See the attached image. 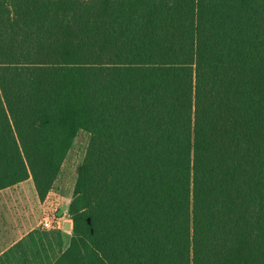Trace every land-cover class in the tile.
I'll use <instances>...</instances> for the list:
<instances>
[{"label": "trees", "instance_id": "1", "mask_svg": "<svg viewBox=\"0 0 264 264\" xmlns=\"http://www.w3.org/2000/svg\"><path fill=\"white\" fill-rule=\"evenodd\" d=\"M80 131L54 264H264V0H0V191Z\"/></svg>", "mask_w": 264, "mask_h": 264}, {"label": "crops", "instance_id": "2", "mask_svg": "<svg viewBox=\"0 0 264 264\" xmlns=\"http://www.w3.org/2000/svg\"><path fill=\"white\" fill-rule=\"evenodd\" d=\"M51 195L42 201L32 180L0 191V264H54L69 248L73 225L59 212L58 225L43 227Z\"/></svg>", "mask_w": 264, "mask_h": 264}, {"label": "rangeland", "instance_id": "3", "mask_svg": "<svg viewBox=\"0 0 264 264\" xmlns=\"http://www.w3.org/2000/svg\"><path fill=\"white\" fill-rule=\"evenodd\" d=\"M90 135L80 131L73 142L72 148L62 166L61 172L56 180V186L52 189L50 219L52 226L58 225L59 216L71 222L74 226L73 217L70 214V201L73 200L74 190L80 173L81 165L86 154ZM64 194H60L63 193ZM53 198V199H52ZM59 199V200H58ZM54 221V222H53Z\"/></svg>", "mask_w": 264, "mask_h": 264}, {"label": "built area", "instance_id": "4", "mask_svg": "<svg viewBox=\"0 0 264 264\" xmlns=\"http://www.w3.org/2000/svg\"><path fill=\"white\" fill-rule=\"evenodd\" d=\"M43 227H44L45 229H49V228H51V227H52V221H51V219H46V220L43 222Z\"/></svg>", "mask_w": 264, "mask_h": 264}]
</instances>
